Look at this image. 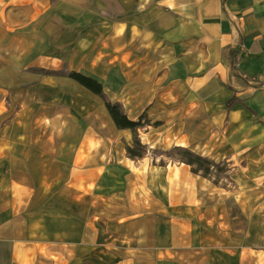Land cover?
<instances>
[{
  "label": "crops",
  "instance_id": "obj_1",
  "mask_svg": "<svg viewBox=\"0 0 264 264\" xmlns=\"http://www.w3.org/2000/svg\"><path fill=\"white\" fill-rule=\"evenodd\" d=\"M58 1L0 0V38L15 33L16 11L27 22V44L0 39V54L24 53L21 64L0 56V264H264V0ZM62 70L101 84L152 152L183 149L225 164L226 177L129 157L133 131ZM27 84L95 103L34 147L15 141L19 120L27 97L47 106L52 95ZM17 148L24 167L33 154L68 158L52 179L81 220L31 203V181L50 179L15 168Z\"/></svg>",
  "mask_w": 264,
  "mask_h": 264
},
{
  "label": "rangeland",
  "instance_id": "obj_2",
  "mask_svg": "<svg viewBox=\"0 0 264 264\" xmlns=\"http://www.w3.org/2000/svg\"><path fill=\"white\" fill-rule=\"evenodd\" d=\"M61 4L62 5H58V6L56 5V7H59L60 10L62 11L63 9L64 11H68V12L71 11L72 8L71 3H68V5L63 3ZM53 10L54 9L51 8L49 12L54 13ZM15 14H16V18L12 20L9 26L10 28L15 29V33H11L9 36H4L0 39L4 40L5 44L8 45L14 44L18 46V45L27 44V37L26 38L24 37V33H26L25 31H27V22H25L20 12L16 11ZM57 24L58 23L53 20H49L48 22V30L50 35L49 37H46L48 51H50L51 48H53L54 50L56 47L55 40L57 35V31H56ZM5 28H7V26H5ZM52 40L54 41V44L50 43ZM23 54L24 53L22 51L20 52L15 51V53H1L0 56H2L1 57L2 59L3 57H7L8 55H10L14 64L17 63L21 64L22 63L21 57L23 56ZM33 55L36 54H34L33 52ZM57 74H65L66 76L68 74V71H64V70L58 71ZM27 89H28L27 94H31V95L34 94L39 97V95L41 94H46L47 96H51L52 95L51 92L53 91L54 87L46 86L45 91H40L41 90L40 88H35V87H33V90H30V86L27 84ZM49 91L51 92L48 93ZM91 94L94 95V93L92 92ZM73 96H71L72 98L70 97V101H66V99L63 98L62 95L54 94L50 97L52 100H50L51 102H49L47 106L41 105L39 103H35L34 100H30L29 97H27V116L19 120L21 124L19 125V127H17L15 141L24 140L28 144L32 143L34 145L37 142H40V140H44V141L55 140V136L56 134H58L57 127L59 126L62 127L63 123H65V125L66 123L81 124L80 117H77L78 114L82 115L84 113L85 108L93 106L95 102L92 99L91 100L84 99V98H88L85 96L82 97L77 95H75L74 97ZM95 97L97 98V101L100 103L102 102L105 103L106 101H108L105 98L104 94L101 95L95 94L94 98ZM73 99H75L73 101L75 103L72 102ZM108 102L115 104L112 101H108ZM140 125H142V123H140ZM132 131H133V135H132L131 147L134 149V151L140 154L141 157L144 156L150 158L151 162L156 163L157 160H159L154 155L162 154L164 158L170 161H181L183 163H188V165L192 167V171L195 173L197 172H201L202 174L211 173L219 177H223V178L226 177V173L228 170L225 164H212L210 162L208 164L198 163L192 160L185 153H183L184 151L183 149L171 148V147L168 148L166 145L159 146L158 148L155 149L154 152H152L149 142H147L145 139L143 141L142 138L139 137L136 129ZM29 146L30 145H27V148ZM36 146H38V144H36L34 147ZM20 150L21 148H17L14 154L15 158H17V163L14 166L15 168L22 169L23 172H26V170H28L31 172L28 173L31 176L37 174L38 172L45 171L47 173L48 179H50V180L31 181V184H33L35 187V191L30 200L31 203H33V205L38 207L43 206V207H49V208L51 207L57 209L58 211L63 213L64 216L74 217L77 220H81L83 217V209L71 203L64 197L65 195L63 194V191L65 190L64 188L65 181L64 180L57 181L52 179L55 177L59 178L61 174H63V176L65 175L68 169V166H66L68 162V158L66 156L62 157L63 165H59V163L52 161V159L50 158L46 159L33 154L30 155L31 157L29 158L31 164H29V166L24 167L21 163H18L21 159H23V155L22 153H20ZM37 163H44V165L41 166L40 164V166H38ZM34 171L37 172L35 173ZM30 201L29 204L31 205Z\"/></svg>",
  "mask_w": 264,
  "mask_h": 264
},
{
  "label": "trees",
  "instance_id": "obj_3",
  "mask_svg": "<svg viewBox=\"0 0 264 264\" xmlns=\"http://www.w3.org/2000/svg\"><path fill=\"white\" fill-rule=\"evenodd\" d=\"M230 55L232 58V65L236 63V56L238 55V50L230 51ZM67 76L76 82H78L81 86L86 88L87 90L91 91L92 93L96 95L102 94V87L101 84L97 83L91 78L85 77L82 74H79L77 72H69ZM105 107L109 113V116L111 117L112 121L114 122L115 126L119 129H131L135 130L140 126V120L138 122H132L127 119L126 115L118 108L116 104H112L108 101L105 102ZM127 154L129 157H141L140 154H138L132 147L126 148ZM187 156H189L192 160L198 163H206L209 162L199 156L193 155L188 151H183ZM188 164V163H187Z\"/></svg>",
  "mask_w": 264,
  "mask_h": 264
}]
</instances>
